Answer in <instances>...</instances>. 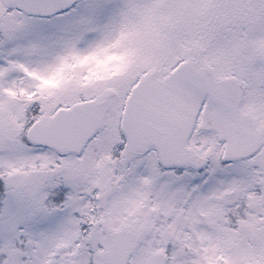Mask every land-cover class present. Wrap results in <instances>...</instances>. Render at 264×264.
I'll list each match as a JSON object with an SVG mask.
<instances>
[{"label":"snow or ice","instance_id":"6c2138e0","mask_svg":"<svg viewBox=\"0 0 264 264\" xmlns=\"http://www.w3.org/2000/svg\"><path fill=\"white\" fill-rule=\"evenodd\" d=\"M0 264H264V0H0Z\"/></svg>","mask_w":264,"mask_h":264}]
</instances>
